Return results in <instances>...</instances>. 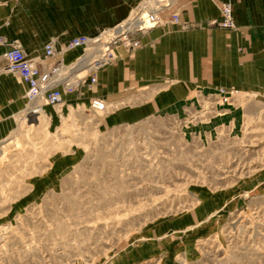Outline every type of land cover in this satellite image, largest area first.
<instances>
[{
    "label": "rangeland",
    "instance_id": "1",
    "mask_svg": "<svg viewBox=\"0 0 264 264\" xmlns=\"http://www.w3.org/2000/svg\"><path fill=\"white\" fill-rule=\"evenodd\" d=\"M128 43L96 50L79 76L99 77ZM99 85L59 106L26 99L12 117L0 139V264H264V94L220 85L137 101L136 87ZM97 93L109 106L95 111Z\"/></svg>",
    "mask_w": 264,
    "mask_h": 264
},
{
    "label": "crops",
    "instance_id": "2",
    "mask_svg": "<svg viewBox=\"0 0 264 264\" xmlns=\"http://www.w3.org/2000/svg\"><path fill=\"white\" fill-rule=\"evenodd\" d=\"M159 1L0 0V37L20 42L29 56L45 66L49 63L44 56L48 40L55 39L59 47L81 34L97 36L106 29V35L114 29L122 32L143 6L146 12L142 11L126 31L141 30L136 35L140 42L134 48L120 47V58L98 77L101 90L113 88L117 94L127 86L136 87L134 100L168 102L186 101L197 91L203 94L207 88L220 85L264 94V0H231L234 28L211 24L212 19L220 17L224 0H177L172 10L180 12L181 23L170 22L171 8L160 11L165 5ZM173 2L169 0L167 5ZM145 13L150 24L142 17ZM96 42L89 46L102 44ZM9 47L0 42V139L10 133L12 117L28 99V83L6 68L3 52ZM82 48L64 54L65 61L72 62L66 69L75 77L94 68L91 65L97 58H88L87 49L82 53ZM144 86L149 88L140 89ZM105 95L92 98H104L99 101L107 104Z\"/></svg>",
    "mask_w": 264,
    "mask_h": 264
},
{
    "label": "built area",
    "instance_id": "3",
    "mask_svg": "<svg viewBox=\"0 0 264 264\" xmlns=\"http://www.w3.org/2000/svg\"><path fill=\"white\" fill-rule=\"evenodd\" d=\"M171 20L174 23L181 22L179 12H172ZM211 24L225 28H232L236 26L234 18V5L231 0H224L221 2L220 17L212 19ZM110 34H112V32L108 33L107 36L105 33L104 35L106 37H103L102 34L101 36L94 38H91L89 35L85 34L77 35L73 37L68 43L59 47L57 46V41L55 39H50L44 45V56L49 59V63L45 66L40 65L36 59L29 56L20 42L7 41L2 37H0V42L10 45V47L3 52L4 57L8 61L6 68L10 72H16L19 74L28 83V99H31L35 96H42V99L46 104L57 105L64 100L66 93L76 91L79 86L95 84L98 81L97 73L95 71L89 75L86 74L81 77H72L70 70L66 69L67 63L65 62L64 58L66 51L74 47H85L92 42H96L95 40L99 41L100 39H104L105 43V38L107 43L106 49L108 50L109 44L113 41L116 42L120 38H123L125 41L130 39L131 44L128 43V46L133 48L138 46L140 42L138 38L132 41L129 37V32L122 33L121 37L119 38L118 35H113L115 38H111ZM222 91L224 92L223 99L228 100L231 90L223 87ZM99 99L105 100L101 97L94 99L92 98V106L97 105L96 103Z\"/></svg>",
    "mask_w": 264,
    "mask_h": 264
},
{
    "label": "bare ground",
    "instance_id": "4",
    "mask_svg": "<svg viewBox=\"0 0 264 264\" xmlns=\"http://www.w3.org/2000/svg\"><path fill=\"white\" fill-rule=\"evenodd\" d=\"M174 0H171V3L173 2ZM163 6L164 5H166V7L168 6L169 8H171L172 7V5H167V4H169V0H162V1H159ZM166 7H164L163 9H161L160 11H164V9L166 8ZM142 11V10H141ZM159 11V12H160ZM146 12V11H145ZM143 12H138V14L137 15H134L133 16V18H132V20H131V22H129L130 23V25H128L127 26V24H125V28H124V30L125 31H128L131 27H133L132 25V23L137 19V18H140V16H141V14H142ZM146 14V13H145ZM143 14L142 15V17L145 19L144 21H145V23L146 24H150V19H148V15L146 14ZM159 15V14H158ZM160 17V16H159ZM160 18H162V17H160ZM153 20H155V19H153ZM153 20H151V21H153ZM170 20V22H173L171 19H169ZM143 21V20H142ZM160 20L158 19V22H159ZM144 23V22H143ZM152 23H154V22H152ZM179 23H181V22H179ZM143 25V24H142ZM124 30H121V31H124ZM139 31V30H138ZM130 32H133V31H130ZM136 32V31H135ZM115 35V34H114ZM122 35V34H121ZM112 37H114L115 38V36H113V35H111V38ZM102 43V42H101ZM97 44H95V45H93V51L91 52V53H89L88 54V56H89V58L91 59V58H93V57H95L96 56V50H98V49H102L103 47H106L107 48V44H104V43H102V44H99V47L98 46H96ZM109 47H111L110 45H109ZM68 70V69H67ZM71 75H72V77H75L74 76V74H72L71 73ZM44 100L42 99V96H35V97H33V98H31V99H29V103H35V104H37L38 103V105L40 106V104L43 102ZM98 102L96 103L97 105H95V106H93V109L96 111V109H100L99 108V100H97ZM59 104H61V103H59ZM59 104H57L58 106H59ZM101 107V106H100ZM42 108V107H41Z\"/></svg>",
    "mask_w": 264,
    "mask_h": 264
}]
</instances>
